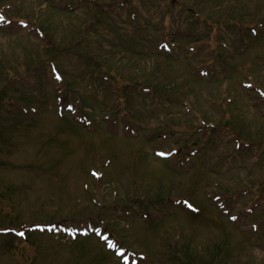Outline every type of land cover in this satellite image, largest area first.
Returning a JSON list of instances; mask_svg holds the SVG:
<instances>
[{
    "label": "rangeland",
    "instance_id": "rangeland-1",
    "mask_svg": "<svg viewBox=\"0 0 264 264\" xmlns=\"http://www.w3.org/2000/svg\"><path fill=\"white\" fill-rule=\"evenodd\" d=\"M0 16V264H264V0Z\"/></svg>",
    "mask_w": 264,
    "mask_h": 264
},
{
    "label": "trees",
    "instance_id": "trees-1",
    "mask_svg": "<svg viewBox=\"0 0 264 264\" xmlns=\"http://www.w3.org/2000/svg\"><path fill=\"white\" fill-rule=\"evenodd\" d=\"M163 42V41H162ZM106 80H109V79H107V78H105ZM147 87H145V89H146ZM228 195V194H227ZM226 195V197H225V199H224V201H223V204L221 205V208H222V210H223V212H225V213H227V214H229L230 215V209L232 208L230 205H229V197ZM232 195L235 197V194H233L232 193ZM229 207H231V208H229Z\"/></svg>",
    "mask_w": 264,
    "mask_h": 264
},
{
    "label": "snow or ice",
    "instance_id": "snow-or-ice-1",
    "mask_svg": "<svg viewBox=\"0 0 264 264\" xmlns=\"http://www.w3.org/2000/svg\"><path fill=\"white\" fill-rule=\"evenodd\" d=\"M2 20H3V17L0 16V21H2ZM161 155H163V154H161ZM20 235H23V233H20ZM110 246H114V245H110Z\"/></svg>",
    "mask_w": 264,
    "mask_h": 264
}]
</instances>
